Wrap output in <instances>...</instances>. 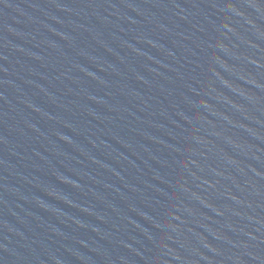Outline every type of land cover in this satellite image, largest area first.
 <instances>
[{"label": "water", "instance_id": "1", "mask_svg": "<svg viewBox=\"0 0 264 264\" xmlns=\"http://www.w3.org/2000/svg\"><path fill=\"white\" fill-rule=\"evenodd\" d=\"M0 264H264V0H0Z\"/></svg>", "mask_w": 264, "mask_h": 264}]
</instances>
